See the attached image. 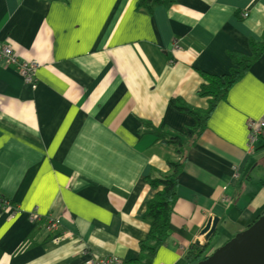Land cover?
<instances>
[{
	"label": "crops",
	"instance_id": "obj_1",
	"mask_svg": "<svg viewBox=\"0 0 264 264\" xmlns=\"http://www.w3.org/2000/svg\"><path fill=\"white\" fill-rule=\"evenodd\" d=\"M136 1L0 0V41L40 65L32 88L0 61V264L137 259L155 194L145 178L178 159L172 145L141 135L140 122L190 131L193 119L171 101L205 109L201 72L226 75L228 54L249 56L264 35V0H164L150 14ZM261 118L264 54L187 149L171 234L152 264H193L185 256L195 242L203 259L264 213V131L247 147V121ZM45 220L72 239L51 242Z\"/></svg>",
	"mask_w": 264,
	"mask_h": 264
},
{
	"label": "trees",
	"instance_id": "obj_2",
	"mask_svg": "<svg viewBox=\"0 0 264 264\" xmlns=\"http://www.w3.org/2000/svg\"><path fill=\"white\" fill-rule=\"evenodd\" d=\"M163 2L164 0H137L136 10L150 14ZM249 51V56L229 53L228 56L233 66L222 77L206 75L201 72L204 83L200 86L197 95L207 99L208 105L205 109L195 108L181 98L171 101L170 105L174 110L193 119L194 126L190 128V131L171 133L161 131L146 121L140 122L141 135L150 133L159 140L172 145L178 159L175 161L168 160V173L158 177H154L153 173L146 176V184L155 191L154 197L145 204L142 216V219L149 224V231L146 238L139 243V257L135 260L123 262V264H152L157 250L165 244L170 236L171 218L177 200L178 176L184 168L186 151L195 145L199 136L206 129L207 121L218 101L225 98L232 85L245 74L254 61L264 54V35L259 43L249 42ZM38 223L39 221L36 222V224ZM26 247H28L27 242L22 245L21 249ZM201 251V247L193 245L186 253V260L193 264L198 263L202 260Z\"/></svg>",
	"mask_w": 264,
	"mask_h": 264
},
{
	"label": "water",
	"instance_id": "obj_3",
	"mask_svg": "<svg viewBox=\"0 0 264 264\" xmlns=\"http://www.w3.org/2000/svg\"><path fill=\"white\" fill-rule=\"evenodd\" d=\"M218 223L217 217L208 219L201 231L205 241L215 234ZM196 264H264V213Z\"/></svg>",
	"mask_w": 264,
	"mask_h": 264
},
{
	"label": "built area",
	"instance_id": "obj_4",
	"mask_svg": "<svg viewBox=\"0 0 264 264\" xmlns=\"http://www.w3.org/2000/svg\"><path fill=\"white\" fill-rule=\"evenodd\" d=\"M245 16H247L245 14ZM177 49V46H174ZM0 61L7 66H13L22 78L23 82L28 86L35 88L37 84V72L40 68L39 63L35 61H25L17 57L13 47L9 44L0 41ZM248 130V152L251 153L254 150V146L258 141L259 137L264 131V119L259 120H248L247 121ZM236 175L234 176V179ZM3 204V200H1ZM8 202H4V206L9 207ZM30 221L36 223L39 221V217L36 214H31ZM44 229L47 233L52 234L51 242L54 244H59L67 239L69 236L64 234L59 235L57 233L59 227L56 222L51 220H45ZM55 234V235H54ZM85 264H123V261L117 257H90L86 260Z\"/></svg>",
	"mask_w": 264,
	"mask_h": 264
},
{
	"label": "bare ground",
	"instance_id": "obj_5",
	"mask_svg": "<svg viewBox=\"0 0 264 264\" xmlns=\"http://www.w3.org/2000/svg\"><path fill=\"white\" fill-rule=\"evenodd\" d=\"M72 238H69V239H67V240H71ZM67 240H65V241H63V242H66ZM63 242H61V243H63Z\"/></svg>",
	"mask_w": 264,
	"mask_h": 264
}]
</instances>
